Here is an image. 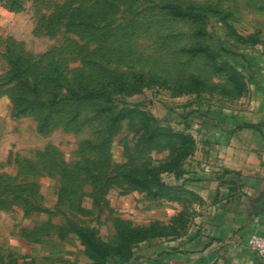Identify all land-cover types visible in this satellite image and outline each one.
I'll list each match as a JSON object with an SVG mask.
<instances>
[{
  "label": "rangeland",
  "instance_id": "obj_1",
  "mask_svg": "<svg viewBox=\"0 0 264 264\" xmlns=\"http://www.w3.org/2000/svg\"><path fill=\"white\" fill-rule=\"evenodd\" d=\"M100 85L111 112L68 97ZM242 128L264 135V0H0V264H158L201 232L211 132Z\"/></svg>",
  "mask_w": 264,
  "mask_h": 264
},
{
  "label": "crops",
  "instance_id": "obj_2",
  "mask_svg": "<svg viewBox=\"0 0 264 264\" xmlns=\"http://www.w3.org/2000/svg\"><path fill=\"white\" fill-rule=\"evenodd\" d=\"M210 141L208 163L190 181L203 200L201 232L158 264H259L247 237L264 234V135L214 131Z\"/></svg>",
  "mask_w": 264,
  "mask_h": 264
},
{
  "label": "trees",
  "instance_id": "obj_3",
  "mask_svg": "<svg viewBox=\"0 0 264 264\" xmlns=\"http://www.w3.org/2000/svg\"><path fill=\"white\" fill-rule=\"evenodd\" d=\"M163 8L172 17L186 19L192 22H195V21H198L204 18L205 14L208 11H211L213 13L217 12L216 10H212V9L207 10L200 6H195L191 4L180 5L176 3H170V2L165 3ZM201 50H202L201 48H190L189 52L192 54H195L197 52H201ZM125 83H126L125 79L122 76H118L114 80V84L115 86H117L118 91H121L124 89ZM68 97L74 101H81V102L99 100L102 102V105H100V107L98 108V111L100 112L113 111V107H112L113 97H112L111 90H109L107 86L105 87L103 85H100L98 87L96 86L81 87L76 90H69ZM127 113L128 111H125V112L118 111L117 113L114 114L112 120L113 121L121 120L124 116L127 115ZM128 179H129V182L135 186H138L144 189L147 187L144 184L143 180L136 174H129ZM155 186H156V190L153 192V195L162 196V194H158V187L162 188L163 186L161 184H158V182H156ZM80 235L83 236L84 235L83 232H80ZM93 245L94 244L91 242L89 247Z\"/></svg>",
  "mask_w": 264,
  "mask_h": 264
},
{
  "label": "built area",
  "instance_id": "obj_4",
  "mask_svg": "<svg viewBox=\"0 0 264 264\" xmlns=\"http://www.w3.org/2000/svg\"><path fill=\"white\" fill-rule=\"evenodd\" d=\"M247 245L258 257L264 259V234L252 232L247 237Z\"/></svg>",
  "mask_w": 264,
  "mask_h": 264
}]
</instances>
